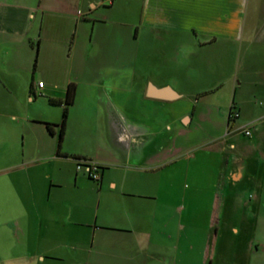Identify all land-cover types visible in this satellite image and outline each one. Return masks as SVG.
I'll list each match as a JSON object with an SVG mask.
<instances>
[{"label":"crops","instance_id":"1","mask_svg":"<svg viewBox=\"0 0 264 264\" xmlns=\"http://www.w3.org/2000/svg\"><path fill=\"white\" fill-rule=\"evenodd\" d=\"M0 205V264H264V0H0Z\"/></svg>","mask_w":264,"mask_h":264},{"label":"rangeland","instance_id":"2","mask_svg":"<svg viewBox=\"0 0 264 264\" xmlns=\"http://www.w3.org/2000/svg\"><path fill=\"white\" fill-rule=\"evenodd\" d=\"M206 53H204L203 51L200 52V54H202V59L200 60V71H203V70H212L211 67L209 65H206V63L204 62V58L207 57L208 58V62L211 61V58H213V61H214V69L213 70H220L221 73L223 74H230V78H233L234 75L236 74L237 72V68L239 66V56L241 54V51H239L238 49V44H229L228 48L226 49V46L225 48H223V45L221 42H218V44H213L212 46H210L209 48H206ZM224 55V58L225 60H223L222 56ZM223 61H225L223 63ZM201 78H209V77H203L201 76L200 77V80ZM224 90L225 92H227V86L224 87ZM214 127V132L216 133L219 129L216 128L217 127V124H208V123H203L201 122L199 124V128H198V133L202 135V132L203 131H207V130H210L211 128ZM210 133V132H209ZM1 206V205H0ZM29 207V206H28ZM3 220H0V231L2 230L3 228ZM8 230H10L11 228H8L6 227ZM5 232H6V237H5V243L7 245V249L3 252H1V254H5L6 257H10L11 255L15 254V253H22L24 255H27L28 253H30V251L27 249V247L24 245V246H21V245H17V250L13 251L11 250L10 248V245H12V243H15L16 240L14 239V237H16V235H12V234H9L6 229H5ZM22 239H23V242H27V238L26 237H23L22 236ZM1 243L3 241H0Z\"/></svg>","mask_w":264,"mask_h":264},{"label":"built area","instance_id":"3","mask_svg":"<svg viewBox=\"0 0 264 264\" xmlns=\"http://www.w3.org/2000/svg\"><path fill=\"white\" fill-rule=\"evenodd\" d=\"M105 3H112L114 0H103ZM38 85L41 87L43 82H39ZM239 117V111L234 105H231L228 115V120H234ZM244 135L249 136L251 130L249 128H240ZM84 169L88 176L94 180L100 179V166L93 160L87 158L77 159V169Z\"/></svg>","mask_w":264,"mask_h":264},{"label":"trees","instance_id":"4","mask_svg":"<svg viewBox=\"0 0 264 264\" xmlns=\"http://www.w3.org/2000/svg\"><path fill=\"white\" fill-rule=\"evenodd\" d=\"M74 91H75L74 85L70 84L68 87V93H67V103L68 104L72 103ZM67 113H68V108L67 106H65L63 109V119H62L60 130H59V136H58L59 142L62 141L63 136H64V125H65V119H66ZM47 125L49 126V129L51 130V123H48ZM77 159H79V157Z\"/></svg>","mask_w":264,"mask_h":264}]
</instances>
